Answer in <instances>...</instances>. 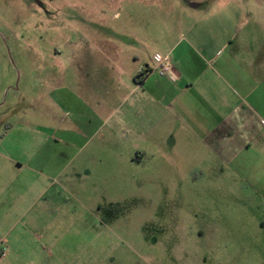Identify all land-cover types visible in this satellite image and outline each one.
<instances>
[{"label":"rangeland","instance_id":"374dc122","mask_svg":"<svg viewBox=\"0 0 264 264\" xmlns=\"http://www.w3.org/2000/svg\"><path fill=\"white\" fill-rule=\"evenodd\" d=\"M255 1L0 0V139L16 122L57 132L56 102L42 94L93 42L137 34L148 46L136 51L164 56L215 26L227 41L249 35L263 45ZM203 158L200 171H177L163 158L142 167L120 157L92 179L47 183L46 195L32 172L2 175L0 264H264V183L230 156Z\"/></svg>","mask_w":264,"mask_h":264},{"label":"crops","instance_id":"0c3cea01","mask_svg":"<svg viewBox=\"0 0 264 264\" xmlns=\"http://www.w3.org/2000/svg\"><path fill=\"white\" fill-rule=\"evenodd\" d=\"M255 4L264 11L261 0ZM214 29L196 31L184 47L168 46L164 56L136 51L148 46L137 34L132 43L93 42L75 55L73 71L51 76L56 88L42 94L56 102L57 132L16 122L2 134L0 177L32 172L43 178L46 195L47 183L63 189L82 173L92 179L99 166L146 167L163 158L177 171H200L209 166L203 156L213 154L223 163L230 156L227 164L256 172L264 183V41H227ZM155 57L170 59L169 75H159Z\"/></svg>","mask_w":264,"mask_h":264},{"label":"built area","instance_id":"2783aa9c","mask_svg":"<svg viewBox=\"0 0 264 264\" xmlns=\"http://www.w3.org/2000/svg\"><path fill=\"white\" fill-rule=\"evenodd\" d=\"M156 69L161 77L167 76L172 72V64L169 58L155 57ZM4 256V253L2 254Z\"/></svg>","mask_w":264,"mask_h":264}]
</instances>
